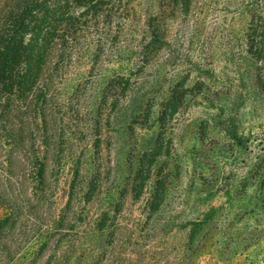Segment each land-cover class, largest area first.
<instances>
[{
    "label": "rangeland",
    "instance_id": "1",
    "mask_svg": "<svg viewBox=\"0 0 264 264\" xmlns=\"http://www.w3.org/2000/svg\"><path fill=\"white\" fill-rule=\"evenodd\" d=\"M253 3L264 14V0H200L184 38L173 26L170 44L144 69L125 48L98 62L94 41L76 50L58 83L69 150L50 213L67 200L71 157L85 152L86 174L105 166L103 188L77 212L96 225L118 205V234L79 224L65 238L76 239L69 258L60 253L57 264H264V163L227 133L264 131L247 51ZM118 76L130 79L128 94L104 103ZM28 239L26 255L40 240Z\"/></svg>",
    "mask_w": 264,
    "mask_h": 264
},
{
    "label": "trees",
    "instance_id": "2",
    "mask_svg": "<svg viewBox=\"0 0 264 264\" xmlns=\"http://www.w3.org/2000/svg\"><path fill=\"white\" fill-rule=\"evenodd\" d=\"M199 2L0 0V264H57L58 254L67 258L75 246V237L65 238L72 231L78 235L79 224L96 227L99 233L109 228L108 235L116 238L111 219L118 205L103 209L96 225L90 219L83 223L77 212L97 200L103 188L105 166L101 163L86 174L85 152L71 157L64 188L67 200L58 213H50L69 150L63 142L64 127L59 125L63 106L58 83L76 50L89 41H94L97 62L125 48L140 68H147L172 41L173 26L184 38ZM252 7L247 51L257 63L255 85L264 97V14L255 3ZM117 79L121 83L114 81L103 91L104 103L128 94L130 79ZM227 133L264 163V131L239 135L234 127ZM94 149L101 155L105 150L100 140ZM30 236L40 240L36 250L26 255L22 252L29 249Z\"/></svg>",
    "mask_w": 264,
    "mask_h": 264
}]
</instances>
